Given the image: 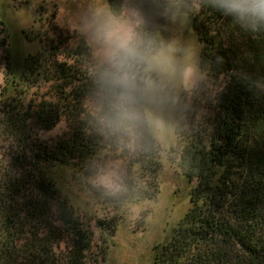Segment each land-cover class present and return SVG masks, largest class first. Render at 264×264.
Segmentation results:
<instances>
[{"label":"trees","instance_id":"obj_1","mask_svg":"<svg viewBox=\"0 0 264 264\" xmlns=\"http://www.w3.org/2000/svg\"><path fill=\"white\" fill-rule=\"evenodd\" d=\"M108 1L117 16L137 13L136 31L148 50L163 46L168 9L189 13L211 85L209 93L199 86L180 97H194V113L190 131L177 130L173 161L196 183L190 210L157 264H264V25L252 31L208 0ZM0 24L2 47L8 35ZM70 40L58 34L43 52L29 54L19 81L9 50L2 56L15 90L0 130L13 141L0 148V258L7 264H99L90 257L92 232L60 199L48 169L68 167L78 185L119 209L149 199L157 186L161 147L148 119L131 131L117 125L101 89L102 65L93 63L84 36L75 47ZM40 76L49 89L26 101ZM63 121L66 129L54 138L38 137ZM113 164L120 165L117 190L104 192L95 181Z\"/></svg>","mask_w":264,"mask_h":264},{"label":"rangeland","instance_id":"obj_2","mask_svg":"<svg viewBox=\"0 0 264 264\" xmlns=\"http://www.w3.org/2000/svg\"><path fill=\"white\" fill-rule=\"evenodd\" d=\"M102 2L110 9L108 0ZM92 3L93 0H0V21L4 23L8 35L6 44L0 47V130L5 129L3 120L6 119V114L3 109L15 94V90L8 84L6 59L2 60L6 49L9 50L14 66L13 76L18 81L22 77L28 55L43 52L44 44L58 34L71 36L68 44L71 47H75L80 36H84L91 48L93 63L101 65L94 42L81 27L85 13ZM166 16L162 48L175 45L179 66L195 63L198 71L191 86L187 88L179 74L166 81V94L170 97L167 102L144 104L149 126L161 147L159 159L162 167L157 176V186L151 188L153 195L119 209L115 205L106 204L102 197H94L90 190L78 185L68 167L59 165L48 169L60 199H65L67 205L79 216L81 228L92 232L90 257L99 264H157L158 254L172 238L191 207V191L196 180L184 175L173 160L177 155V130L181 128L190 131L194 113L193 106L190 105H194V97L187 96L188 101L183 99V102L180 97L183 92L190 94L199 86L202 93L204 90L209 93L211 85L200 68L202 42L194 28L192 16L181 9H168ZM121 17L137 21V13L132 9H126ZM1 27L0 24V29ZM4 37L5 35L0 34V44ZM36 84L26 101L32 95L47 92L50 87V83L42 76ZM38 84L42 85L38 88ZM6 86L7 91L3 92ZM64 129L66 123L63 121L52 129H42L36 133L41 140H47ZM9 144H13V141L0 137L1 149L9 148ZM119 166L113 164V169L97 177L95 182L103 186L104 192L117 190ZM103 178L108 179L110 186H105ZM0 264L7 263L0 258Z\"/></svg>","mask_w":264,"mask_h":264},{"label":"clouds","instance_id":"obj_3","mask_svg":"<svg viewBox=\"0 0 264 264\" xmlns=\"http://www.w3.org/2000/svg\"><path fill=\"white\" fill-rule=\"evenodd\" d=\"M208 4L252 31L264 25V0H208ZM137 23L138 20L133 22L115 15L102 0H93L81 25L96 46L103 67L101 89L111 98L113 119L129 131L136 123L148 119L142 105L170 99L166 81L179 74L187 88L198 71L195 63L179 66L175 45L146 49L136 31ZM103 179L105 186H110L108 179Z\"/></svg>","mask_w":264,"mask_h":264}]
</instances>
